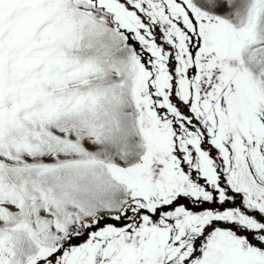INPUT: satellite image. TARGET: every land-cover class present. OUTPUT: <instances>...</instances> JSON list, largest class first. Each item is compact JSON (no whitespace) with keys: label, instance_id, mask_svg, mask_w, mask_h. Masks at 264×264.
Instances as JSON below:
<instances>
[{"label":"snow or ice","instance_id":"6c2138e0","mask_svg":"<svg viewBox=\"0 0 264 264\" xmlns=\"http://www.w3.org/2000/svg\"><path fill=\"white\" fill-rule=\"evenodd\" d=\"M0 264H264V0H0Z\"/></svg>","mask_w":264,"mask_h":264}]
</instances>
